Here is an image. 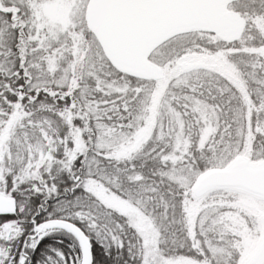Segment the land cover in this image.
Masks as SVG:
<instances>
[{"label": "snow or ice", "instance_id": "1", "mask_svg": "<svg viewBox=\"0 0 264 264\" xmlns=\"http://www.w3.org/2000/svg\"><path fill=\"white\" fill-rule=\"evenodd\" d=\"M0 264H264V0H0Z\"/></svg>", "mask_w": 264, "mask_h": 264}, {"label": "trees", "instance_id": "2", "mask_svg": "<svg viewBox=\"0 0 264 264\" xmlns=\"http://www.w3.org/2000/svg\"><path fill=\"white\" fill-rule=\"evenodd\" d=\"M6 219V218H5Z\"/></svg>", "mask_w": 264, "mask_h": 264}]
</instances>
